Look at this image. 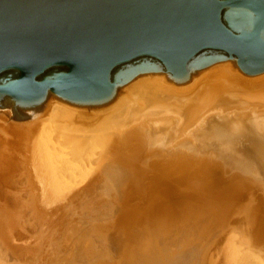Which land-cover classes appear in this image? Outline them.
Here are the masks:
<instances>
[{
  "label": "bare ground",
  "instance_id": "bare-ground-1",
  "mask_svg": "<svg viewBox=\"0 0 264 264\" xmlns=\"http://www.w3.org/2000/svg\"><path fill=\"white\" fill-rule=\"evenodd\" d=\"M64 104L77 109L54 96L25 112L32 118L0 111L14 120L6 124L0 116L1 192L15 160L31 147L35 202L62 203L60 220L72 227L74 212L85 214L79 202L81 209L104 207L114 229L107 235L123 263L264 264V73L218 66L186 85L166 82L164 75L145 77L89 124L67 126L63 118L73 112ZM91 192L110 197L101 202ZM4 206L0 202V218L7 219ZM53 207L46 206L47 213ZM100 214L97 232L108 218ZM105 227L101 235L92 232L94 239ZM5 231L0 225V264H15Z\"/></svg>",
  "mask_w": 264,
  "mask_h": 264
},
{
  "label": "water",
  "instance_id": "water-1",
  "mask_svg": "<svg viewBox=\"0 0 264 264\" xmlns=\"http://www.w3.org/2000/svg\"><path fill=\"white\" fill-rule=\"evenodd\" d=\"M218 66L264 73V0H0V111L57 97L89 124L145 77L186 85Z\"/></svg>",
  "mask_w": 264,
  "mask_h": 264
},
{
  "label": "rangeland",
  "instance_id": "rangeland-1",
  "mask_svg": "<svg viewBox=\"0 0 264 264\" xmlns=\"http://www.w3.org/2000/svg\"><path fill=\"white\" fill-rule=\"evenodd\" d=\"M0 116H4V119L7 120L6 124L14 123L13 122L14 120L8 119V117L6 115H4L2 112H0ZM29 148L31 149V147H29ZM30 149H29V152H27L28 149L25 150L26 152H23L22 157H20V159L22 158L21 162H20V160L17 161L16 156H18V155H16V153L13 152L16 156H14V154L11 153V155H10L11 160L13 159L12 161H14L16 159L15 162L18 163V165L17 164L14 165L16 170H14V172H13L14 175L12 174L10 176L9 180H11V181L8 180V183H7L8 186H6V190L8 192L3 190L4 191V193H3V192H1L2 191L1 189H3V188H0V190H1L0 191V202L2 203L3 206L5 205L7 207L6 209L9 211V212L7 211V213L9 214V216L7 215L8 217L6 216L7 219H5V217L0 218L1 219L0 225L3 229H5V230L7 229V231H5L6 238H8V233H6V232H9L10 238H8L7 240L9 242L11 241L10 244L12 245L11 246L12 251H14V256H13L14 258L13 259H14V262H16L15 264H125L121 261L122 257H121L120 251L114 250V246H113L114 244L112 243V240L110 241V236H112V235H107L108 233L114 234V231H113L114 229H113V227L111 228V226H110V224H112V220L110 219V216L104 214V211L102 212V209L104 207L100 206L99 204H95L93 207H91L89 209H86V208L81 209L82 205H81V202H79L77 204L78 205L77 210L79 212L85 213V214H83V216L81 218L79 213L77 211H75L74 213L76 215H78L81 219L77 218L78 217L77 216L76 219L74 220V217L72 216V218L74 220L73 221L72 218L70 220L72 225L74 224L73 225L74 227H72V226H70L71 224L69 222H67L65 220H64L65 222L64 221L62 222V219L60 220L59 216L61 215L62 212H59L58 210H60V208L62 210V207L59 208V205L62 203H59V205H58V203H56V204L53 203L50 205L48 203V205L44 204L45 205L44 206L41 203H40L41 205H38L39 202H37V200H36L37 203L35 202L34 198L35 199L37 198L36 197L37 194L35 192H37V190H38L37 189L38 187L36 188L38 183H36V181H35L36 179L33 178L34 177L33 170L35 171V174H36V170L34 169V164H32L33 157H31L32 155H31ZM26 154H29L30 157ZM22 162H23V164H22ZM24 163H25V165H24ZM23 165H24V167H23ZM16 166H17V168H16ZM29 167L32 168L33 170L30 169ZM27 169H29V170L26 171ZM31 170H32V175H33V176L31 175L32 177L30 176ZM91 175H92V172L88 175V177H91ZM19 180L22 183L19 182V184H18ZM34 181L36 184L34 183ZM30 184H31V186H30ZM21 186L24 189H22ZM0 187H4V186H0ZM18 187H20L21 190ZM220 187L221 186H219V185L215 186L216 189H220ZM85 188L87 189V187H85ZM85 188L82 187L81 191L86 190ZM6 192H7V194H6ZM16 194L19 197L15 196L16 198H14L13 196ZM91 194L97 200H99L101 202H103L104 200L107 201V198L110 197V195L108 193L99 195L97 193L91 192ZM110 194H112V192ZM251 195H252V193H248L247 196L251 197ZM37 196H39V195H37ZM8 198H10L11 202L9 201ZM69 199H70V196H69ZM7 202H8V204H7ZM59 202H61V201H59ZM122 203H123V200L121 197L119 200V205L121 206ZM105 204H107V202ZM46 206H47V208L49 206H50V208L51 207H53V208H52V210L50 209L47 213ZM43 207H44V209H43ZM20 209H21V211H20ZM119 209H122V207H119ZM100 210H101V212H100ZM108 210L109 209H107L106 211L110 213V210L109 211ZM97 213L98 214L103 213V215H106L105 218L108 216V218H106L103 221V222H108V223L104 224L102 222L103 226L99 230L102 231L104 229L103 228L104 225H106L107 228H110V229H107L105 227L106 229L103 231V233L105 232V235H102V238L97 235L99 237L98 240H97V238L94 239V237H93V236H95V235H93L94 233L99 234L101 232V231L97 232L98 230L97 231L94 230L96 228L95 224L97 225L99 223V221H97L99 219L96 218V221H95V217H96V215H98ZM42 216H44V217H42ZM45 216H48V217H45ZM15 218H17V219H15ZM87 218H88V220H90L91 218L94 219V221H93V219H91V221H93V222L90 221L91 225L89 224V222H87ZM3 219H5V221H3ZM112 219L115 222V217ZM1 222H2V224H1ZM4 222H7L8 225H7V223H4ZM10 222H11V224H10ZM59 222L62 223L61 226H60ZM56 223L59 224L60 227H58V225ZM75 224H77V225H75ZM87 224H89V225H87ZM55 225H57V228ZM92 225H94V226H92ZM65 226H67V227H65ZM75 226H76V228H75ZM49 228H51V229H49ZM58 228H62V229H58ZM74 228L76 229V230H74L75 232L73 231ZM41 229H43V230H41ZM91 229H92V231H91ZM92 232H94V233H92ZM88 233H90V234H88ZM67 234H68V236H67ZM100 235H101V233H100ZM66 236L68 239L66 238ZM104 236H106L110 242H108V240ZM261 237H264V235H261ZM94 240H96L95 242L97 244L98 243L99 244L97 245L94 242ZM99 240H100V242H99ZM66 242H67V244H66ZM106 242L108 243V246H107ZM256 242H258V241H256ZM94 244H96V245H94ZM109 247H110V250H109ZM111 248H112V250H111ZM104 251L105 252L110 251V252H109V254L108 253L105 254ZM112 251H114V252H112ZM15 253L17 256L15 255ZM104 254H105V256H104ZM183 255H184V253H183Z\"/></svg>",
  "mask_w": 264,
  "mask_h": 264
}]
</instances>
